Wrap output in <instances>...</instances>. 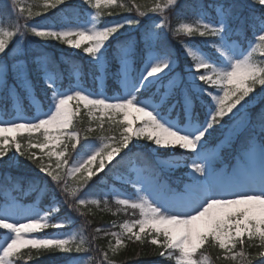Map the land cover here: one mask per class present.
I'll use <instances>...</instances> for the list:
<instances>
[{"label": "snow or ice", "instance_id": "obj_1", "mask_svg": "<svg viewBox=\"0 0 264 264\" xmlns=\"http://www.w3.org/2000/svg\"><path fill=\"white\" fill-rule=\"evenodd\" d=\"M49 14L51 22H36ZM132 27L142 31L122 38ZM170 39L190 61L181 71ZM41 41L79 50L95 90L79 66L65 84L44 44L34 46ZM109 78L119 86L113 96L100 90ZM257 97L264 104V0H0V163L25 158L45 177L34 190L50 184L53 198L48 210L25 207L7 196L19 180L0 181V264L55 252L74 254L76 264H123L116 257L129 244L150 247L161 264H264V107L250 111ZM217 128L222 138L210 145ZM242 132L237 163L218 169ZM141 139L160 168L189 170L182 189L152 163L136 164L132 142ZM129 154L122 183L133 195L115 185L91 190ZM61 205L71 215L56 219ZM98 214L117 219L94 226Z\"/></svg>", "mask_w": 264, "mask_h": 264}, {"label": "trees", "instance_id": "obj_2", "mask_svg": "<svg viewBox=\"0 0 264 264\" xmlns=\"http://www.w3.org/2000/svg\"><path fill=\"white\" fill-rule=\"evenodd\" d=\"M181 3L183 4L184 0H181ZM73 4L77 5L78 0H73ZM79 10L80 12H83V6H79ZM258 11L259 10L257 9V12ZM125 15H127V13H120V17H123ZM120 17H117V18H120ZM53 19H54V15L49 14L47 15L46 18L37 17L36 22H40V23L51 22ZM104 19L105 21L113 20V17L106 16ZM132 31H134V29L128 32L126 31L123 32L122 38L128 37V36L132 37L133 34H136L135 31L134 32ZM179 39H186V38L180 37ZM189 42L194 43V44H199V45L203 44V41L200 38H193V40ZM169 43H170V47L174 49L175 56L180 61V65H179V68H177V71H181L184 65L190 63V61L184 57L177 40L170 39ZM40 44H44V47L42 49H40ZM114 45H115V42H113V46ZM35 47H37L40 50L45 51L48 54V56L52 59V61L56 65L58 71L64 74L65 84L69 82L68 76L71 71L70 66H79L83 70L82 71V75H83L82 83L86 85L88 88L93 89V80H92L91 74L89 73L90 64L88 63V60L84 56L80 55L75 49H71L63 45L62 43H60L59 45L58 43H56V41H48L46 43L41 41L39 44H36ZM109 51H111V49H109ZM204 51L210 52L211 50L204 49ZM139 67L140 65L137 64V68ZM33 75H34L33 83L36 86V92L39 93L42 88V83L39 81V79L35 78V74ZM109 77H111V72L109 73ZM102 84H105L106 91L109 93H113L118 90V84L114 79L109 78L107 79L106 82ZM259 101H260V98L257 97L256 103L250 107V111L253 114L259 111L261 107H264V104L260 103ZM0 104H2V98H0ZM197 111H199L198 106H197ZM80 127L82 129L88 127V117L86 115L83 117V123L80 125ZM222 131L223 130L217 128L215 131L212 132V134L208 137V141L210 145H215L218 142V140L220 139V133ZM24 135L26 136L27 133H24ZM98 135H100V133L92 134L91 140L98 141L95 139V137ZM247 135H248L247 133L242 132L240 136L234 137L233 143L222 151L221 160L218 164H216V167H220L223 164H226L224 162L228 160L233 161L235 157H237V153L242 147ZM24 142L25 141L23 140L21 141V143H24ZM132 143L137 144V147L132 148V152L135 153L137 156V159L135 162L138 163L137 164L138 166L143 165L145 162L152 163L153 166L161 170V179L166 181L172 188L180 190L182 185L187 183L188 178L186 175L187 173L186 167L181 166L174 170L162 169L160 168L159 165L155 163V159L151 155L155 151V147L151 145V142L146 141L144 143L142 142L136 143V141H133ZM129 147H132V144H130ZM125 152H127V150H125ZM125 152H122L121 155L123 156ZM139 152H142V153L138 154ZM159 155L161 159H165V158L170 157L171 154L167 150H160ZM180 155L181 154L178 151L176 153V158L179 159ZM130 156L131 154H129V156H125V159L123 161H120L119 158H117L116 161H113L111 165L107 166L105 171L99 174V180H96L92 184L91 190L95 191L101 187H109V186L115 185L117 189L122 190L128 195H133V189L131 188V186L129 184L122 183L124 179H127L128 173L131 168V163L129 159ZM0 165L2 167L6 165H12L14 169H13V172L9 173V176L13 178H17L19 180V187L15 189L20 190L21 193L18 196L11 195L9 198L15 197V198H18L22 202L33 203L42 209L48 210V207L53 199L50 194L51 185L50 184L47 185L46 190L44 192H39V191L34 190L36 186L39 185L43 187V185H41L42 176L39 174L37 176L35 174L37 170L31 162L27 161L23 157H20L18 160H16L15 163L9 164L6 161H4ZM26 171L31 172V174L25 175L24 173ZM4 177L5 176L3 174L2 177H0V181H3ZM116 178H119L120 180H117ZM33 181H35V184L32 183ZM57 199H59V196H57ZM1 201L2 200L0 199V202ZM69 215L71 214H69L67 210L61 205L59 216H57L56 219H60V218H63ZM125 218L127 217L121 216L119 219L123 220ZM113 219H117V218L111 215H108V214H98L95 217L96 224H94V226H97L100 222H108ZM79 223L80 221L77 220V226L79 225ZM45 231L51 234L59 230L49 228ZM89 231L91 232V229H89ZM1 239H3V234H0V240ZM101 243H104V241H101ZM151 251L152 250L150 247L141 248L140 245L129 244L127 248L123 250L122 253L118 257H116V259L118 261H122L123 264H161V258L155 255H151L150 254ZM138 253H140V255H137ZM145 253H148V254H145ZM72 255L74 254H64L60 252L47 253L41 256L38 260H36L34 264H65L67 258H70ZM217 264H219V262H217Z\"/></svg>", "mask_w": 264, "mask_h": 264}, {"label": "rangeland", "instance_id": "obj_3", "mask_svg": "<svg viewBox=\"0 0 264 264\" xmlns=\"http://www.w3.org/2000/svg\"><path fill=\"white\" fill-rule=\"evenodd\" d=\"M112 20H108V21H105V22H111ZM132 29H134V31H135V33L137 34V33H139L140 31H142V29H137V28H135V27H132V28H125V29H122L121 30V32L123 33V32H128V31H131ZM134 31H132V32H134ZM136 34H133L132 35V37L133 38H136L137 36H138V34L136 35ZM56 43H58L59 45H60V43L59 42H56ZM35 46V45H34ZM80 55H82V56H84L79 50H76ZM85 87H87L86 85H84ZM100 90L101 91H104L105 92V94H107V95H109V96H113V95H115V94H117V92H118V90H119V86H118V90L117 91H115V92H113V93H109V92H107L106 91V88H105V84H101V86H100ZM257 101V100H256ZM256 101H254L253 102V104H252V106L256 103ZM16 105L15 104H13L12 105V107L14 108ZM31 113L30 112H24V115H30ZM227 119V118H226ZM229 123H231V122H229ZM224 131V130H223ZM223 131L220 133V139L222 138V133H223ZM219 139V140H220ZM218 140V141H219ZM234 140V139H233ZM92 141V143H99V141H95V140H91ZM140 142H142V143H144V142H146L145 140H143V139H141L140 141H136V143H140ZM140 153H142V152H139L138 154H140ZM139 156H141V155H139ZM7 163H9V164H12V163H15L16 162V160H14V161H6ZM217 163H219V162H217ZM1 164V163H0ZM136 164H138V163H136ZM13 167H12V165H6V166H4V167H1V165H0V175H8L9 176V173L10 172H13ZM188 171L189 170H187V175H188ZM25 175H27V174H31V172H25L24 173ZM37 176H38V174L39 175H41L42 176V181L43 180H45V178H44V175L42 174V173H38V172H36L35 173ZM117 180H120L119 178H116ZM117 190H120V189H117ZM178 190V189H177ZM120 191H122V190H120ZM39 194H41V193H39ZM4 202V201H3ZM3 202H1L0 204H2ZM19 202L22 204V205H24L25 207H36V208H38V209H40V210H46V209H42V208H40L39 206H37V205H35V204H33V203H25V202H22V201H20L19 200ZM55 222V221H54ZM52 234V233H51ZM2 240V239H1ZM73 256L74 255H72L70 258H67V260H66V263L65 264H76V260L73 258Z\"/></svg>", "mask_w": 264, "mask_h": 264}, {"label": "bare ground", "instance_id": "obj_4", "mask_svg": "<svg viewBox=\"0 0 264 264\" xmlns=\"http://www.w3.org/2000/svg\"><path fill=\"white\" fill-rule=\"evenodd\" d=\"M2 167V166H1ZM5 176V175H4ZM0 177H2V175H0ZM21 193V191L20 190H17V189H12V190H9L8 192H7V196L8 197H10L11 195H19ZM5 195H6V193H5V191H4V189H3V187H0V199L2 200L1 202H3L4 201V197H5ZM18 199V198H17ZM19 200V199H18ZM0 202V203H1Z\"/></svg>", "mask_w": 264, "mask_h": 264}]
</instances>
